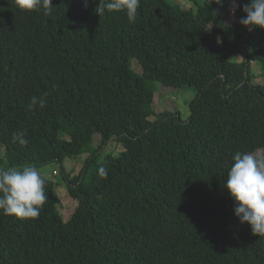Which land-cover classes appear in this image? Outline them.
Returning <instances> with one entry per match:
<instances>
[{
    "label": "trees",
    "instance_id": "1",
    "mask_svg": "<svg viewBox=\"0 0 264 264\" xmlns=\"http://www.w3.org/2000/svg\"><path fill=\"white\" fill-rule=\"evenodd\" d=\"M98 2L52 0L45 16L0 0V168L56 161L77 201L65 220L42 175L37 219L0 212V264H264V236L224 189L237 151L264 153V83L251 69L264 71V29L241 26L230 0H140L135 23L96 15ZM156 82L194 89L186 119L155 111ZM32 96L44 106L28 111ZM20 130L26 146L13 142ZM112 141L124 148L96 161ZM87 150L67 174L62 161Z\"/></svg>",
    "mask_w": 264,
    "mask_h": 264
},
{
    "label": "clouds",
    "instance_id": "2",
    "mask_svg": "<svg viewBox=\"0 0 264 264\" xmlns=\"http://www.w3.org/2000/svg\"><path fill=\"white\" fill-rule=\"evenodd\" d=\"M95 2V0H92ZM87 7L89 0H83ZM223 7L225 0H209ZM17 8L25 11H42L43 15L52 14V0H15ZM140 7V0H99L94 8L98 16L106 12L124 13L130 23H135ZM237 9L245 15L239 24L248 31L264 29V0H230L229 12L233 17ZM210 28V27H209ZM217 44L221 43L219 37ZM45 101L32 96L27 110L32 111L37 105L44 106ZM13 142L26 146L29 143L25 131L13 133ZM224 189L233 201V214L240 224H247L255 236H264V153L237 151L232 157ZM106 178L104 168L99 169ZM45 179L35 166L0 168V212L20 219H37L48 196L45 192Z\"/></svg>",
    "mask_w": 264,
    "mask_h": 264
},
{
    "label": "rangeland",
    "instance_id": "3",
    "mask_svg": "<svg viewBox=\"0 0 264 264\" xmlns=\"http://www.w3.org/2000/svg\"><path fill=\"white\" fill-rule=\"evenodd\" d=\"M174 3L179 4L183 8H189L194 6L192 0H171ZM202 1V0H198ZM236 16V13H235ZM235 16L232 18L235 19ZM245 58L244 54L236 55L234 59L238 62L243 61ZM132 67L136 72L142 71V66L140 62L136 59H132ZM251 69L254 74L253 81L264 83V71L261 68L259 62L253 59L251 61ZM156 92L154 95L153 106L156 112H160L165 109H176L179 110L182 119H186L189 116V102L194 97L195 91L190 86L184 87H171L165 86L161 83L156 82ZM154 118V117H152ZM100 143V136L96 134L93 139L92 148H96ZM124 146L117 142L112 141L105 145L96 155V161L102 160L107 154H117L120 152ZM3 149V148H2ZM256 153H263V150H257ZM91 155V150L83 151L72 157L65 158L61 165L67 174L72 176L77 175L81 168L85 165L88 157ZM94 162L92 161L91 166L88 171L93 167ZM41 175L46 178L51 179L55 182V192L59 198V203L57 205L58 211L63 216L65 220L69 218L77 201L72 199L66 190V180L61 172L60 164L56 161L50 162L43 165L37 169Z\"/></svg>",
    "mask_w": 264,
    "mask_h": 264
}]
</instances>
